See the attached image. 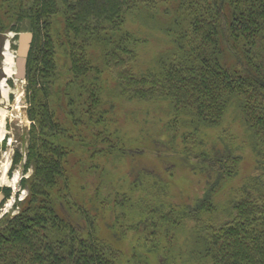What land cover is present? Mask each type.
Wrapping results in <instances>:
<instances>
[{
  "label": "trees",
  "instance_id": "trees-1",
  "mask_svg": "<svg viewBox=\"0 0 264 264\" xmlns=\"http://www.w3.org/2000/svg\"><path fill=\"white\" fill-rule=\"evenodd\" d=\"M28 31L13 169L31 174L0 264H264V0H0V80L7 34ZM171 160L203 183L192 202L169 199ZM136 231L126 260L114 243Z\"/></svg>",
  "mask_w": 264,
  "mask_h": 264
},
{
  "label": "rangeland",
  "instance_id": "rangeland-1",
  "mask_svg": "<svg viewBox=\"0 0 264 264\" xmlns=\"http://www.w3.org/2000/svg\"><path fill=\"white\" fill-rule=\"evenodd\" d=\"M29 24L26 22L24 24V28H28ZM17 35L14 33L7 34V39L4 44L3 48V61H2V74L4 78L0 80V111H6V119L4 121L3 127L0 125V135L3 134V140L0 141V194H2V189L10 188L11 189V197L7 201L4 200L0 204L2 207L0 208V223L1 220L7 215H15L17 210H14V205L16 201L22 200L27 196L26 191L21 189L20 182L23 177H27L31 174L29 172L27 175L23 174V165L24 161L21 165L13 169V160L14 155L17 151L21 152L23 155L26 154V150L28 147V136L31 129V122L28 120L27 117V82L26 81H16L13 79V76H8L6 73V66L5 60L8 56L12 58V66L15 70V57H16V50H17ZM16 38V39H15ZM7 53V56L5 55ZM8 80H12L13 86H10ZM6 84V89L8 91L7 98L3 97L2 92V83ZM154 112V110H152ZM158 112V113H157ZM155 114H151L150 118L151 121L155 122L154 120L157 119L160 126H162L161 131L164 127V122L161 123L164 116L163 111H157ZM163 112V113H162ZM233 118L231 115L228 116V120L224 123L223 127L220 128V132L226 131L227 135H231L232 137L236 138V142L239 146L243 149L241 150L243 153H246L249 156H254L252 152V148L250 143H248V136L246 131L244 130L243 126L237 125L233 123ZM163 121V120H162ZM157 123V122H156ZM167 123V122H165ZM165 129V128H164ZM149 128H147L148 132ZM159 130V135L163 137L164 141L168 138L164 137L163 133ZM6 139V143L4 144V140ZM249 156L247 158H249ZM115 162V161H114ZM114 165V163L112 162ZM119 163H117V167ZM167 174H172L176 176L175 178V185L172 186L170 191V200L174 204H180L182 201L192 202L193 196L202 195L203 183L198 182L199 180L186 175V173L180 169L181 164L178 161H172L167 163L166 166ZM120 170L121 167L119 166L116 168ZM162 168V171H165ZM115 170V168H114ZM167 174H164L167 177ZM172 180V179H171ZM173 181V180H172ZM137 197V196H136ZM132 223V222H131ZM134 224V223H132ZM141 225V224H140ZM193 228L194 225L191 223L187 227L182 226L176 230V240L179 236L180 241L179 243L185 241L189 237L190 228ZM139 231V230H138ZM136 231V233H130L127 235L121 242L114 243L116 246H120V249L124 251V258L127 260L128 256L131 255L132 251L135 249L133 246L137 242V239L142 241V234ZM167 231L164 229L158 230L156 232L155 239H162L164 240V234ZM180 233V235H178ZM162 237V238H160ZM114 242V240H113ZM175 246L176 243L174 244ZM186 245V244H185ZM183 258L185 259V264H195L191 261L188 256H185V248L182 249ZM180 259V258H179ZM178 264V262H177Z\"/></svg>",
  "mask_w": 264,
  "mask_h": 264
},
{
  "label": "water",
  "instance_id": "water-1",
  "mask_svg": "<svg viewBox=\"0 0 264 264\" xmlns=\"http://www.w3.org/2000/svg\"><path fill=\"white\" fill-rule=\"evenodd\" d=\"M34 35L32 32H22L17 35V50L15 57V73L13 79L19 82L26 81L28 70V58L31 51ZM5 199L0 194V204Z\"/></svg>",
  "mask_w": 264,
  "mask_h": 264
},
{
  "label": "bare ground",
  "instance_id": "bare-ground-1",
  "mask_svg": "<svg viewBox=\"0 0 264 264\" xmlns=\"http://www.w3.org/2000/svg\"><path fill=\"white\" fill-rule=\"evenodd\" d=\"M5 55L7 56V53H5ZM10 58H8V56H7V58H6V60H5V66H6V73L8 74V76L10 77V76H13L14 75V73H15V70H14V68H13V66H12V58H11V56H9ZM7 87H6V84L3 82L2 83V92H3V97L6 99L7 98V93H8V91H7V89H6ZM6 111L5 110H1L0 111V125L3 127V124H4V121H5V119H6ZM3 140V134H1L0 135V141H2Z\"/></svg>",
  "mask_w": 264,
  "mask_h": 264
}]
</instances>
